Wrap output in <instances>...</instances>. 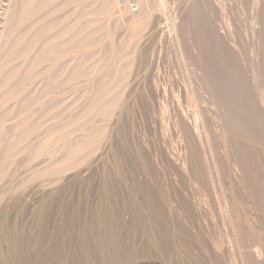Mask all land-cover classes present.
I'll return each mask as SVG.
<instances>
[{
  "label": "rangeland",
  "instance_id": "374dc122",
  "mask_svg": "<svg viewBox=\"0 0 264 264\" xmlns=\"http://www.w3.org/2000/svg\"><path fill=\"white\" fill-rule=\"evenodd\" d=\"M24 1L25 0L22 2ZM91 1L92 3L88 4L92 5L90 7L87 5L85 8L86 11L81 10L84 12V16H78L82 13L80 11L81 0H59L55 4L57 8L52 5H44L42 8H40L41 6L36 8L32 5L30 8L26 4L27 0L25 1L26 3L20 1L23 5L19 2L21 6L18 4L16 10L19 17L22 13L21 11L25 13L21 15L23 20L19 19L18 16L12 17L11 21H13V24L16 22L19 23V20L20 24H16V26L13 25V31L8 29L5 34L7 35V33L10 32V34L7 35L10 37H4V48L7 50V52H5L7 55L4 54L3 56V59L9 61L6 62L4 60L5 62H2L5 64L2 65L1 63L2 66L0 65V96L2 97H0V264H163V260H165L164 264H213L214 262V264H245V260L247 261L246 264H264V246H262L264 245V226L261 228V224L263 225L264 222V218L262 219L261 216H264V213L259 214V211H264V192H262V189L264 191V120L258 117L260 116L259 109L255 103V101L262 99L259 102L263 105L262 111L264 110V88H262L264 87V0H236V3L235 1L233 2V0H230V2H228V0H209L210 2L207 0H169V3L163 0L166 1L163 2V4L157 3L158 0H147L148 4H146L144 0H141L144 8H146V5L149 7V14L152 16H146L147 14H145L141 20L135 21V23L132 21L129 22L122 17L117 7H115L116 5H114L117 4L116 1L110 0V3L107 0H95L94 2L90 0V2ZM131 1L132 7L137 6V0ZM154 1L156 4H159V6L156 5ZM97 2H99V5ZM174 2L173 8V6L169 4ZM164 3H167L166 8L164 7ZM201 3H205L204 5L202 4V8L206 9L202 14L200 12L202 10ZM211 3L214 4L212 5ZM220 3L222 4L218 5ZM46 4L49 3L46 2ZM215 4L218 6H214ZM155 5L157 7L154 8L156 11L153 9ZM175 5H178L180 8H176L177 6L175 7ZM22 6L23 8H21ZM76 6H78L77 10L79 9L76 12V14H78L77 18L79 19L76 18L72 24H68L69 21L64 15H66L68 10H75ZM93 6H95V8ZM208 6H210L211 9L208 8ZM212 6L217 9H213ZM219 6L223 9L228 7V10H231L229 8L233 7L232 9L234 10L230 12L226 9L224 12ZM6 7L7 6L2 7V10L0 9V13L2 14H0V18L2 16V18H4ZM91 7L93 8L91 9ZM97 8L102 10L100 11L102 14H99L100 12ZM95 9L97 10L96 12H99L98 14L94 12ZM219 9H222V11H216ZM162 10L164 12L170 11L168 18L166 15L167 13L164 14L161 12ZM207 10L212 11V13ZM30 11H32L30 16L33 12L38 11L40 15L44 17L43 21L40 23L42 26L38 24L36 28H33L32 30H35L31 32V35L29 32L27 33L26 30L28 29V19H30L27 13H30ZM79 11L81 13H79ZM177 12L178 14L176 16ZM216 12L218 14H216ZM214 13L216 15H213ZM171 14L174 15L173 18H170ZM181 14L183 15L179 16V18L178 15ZM227 14L228 17H225ZM187 15H189V18ZM246 15H248L249 18H247ZM60 16L62 18L59 20L58 17ZM175 16L176 22H172ZM94 17H97V19H93ZM155 17H160L161 22H157ZM222 17L226 20H223ZM99 18L100 20H98ZM46 19H48L47 22H45ZM179 19L184 22L179 21ZM220 19H222V21ZM93 20L97 21L93 23ZM203 20H206V22ZM102 21H106L103 24L105 25L107 23V26L102 24L104 27L100 26L103 28L99 30V27L96 26L100 25ZM115 21L118 22L115 23ZM144 21V25H147L150 21L148 26H143ZM166 21L169 22V24H167ZM109 22L114 25L112 26ZM185 22L189 25L184 24ZM221 22H223L224 25L221 24ZM246 22L248 25L245 24ZM155 23L158 24V26ZM64 24L68 29L64 28ZM69 25H71V27H69ZM79 25H81V27L83 26L84 30L83 28L81 29ZM108 25L109 28H107ZM160 25L164 28L162 32L161 30H157L159 29L157 27H160ZM215 25L217 26L215 27ZM222 25L223 27H221ZM233 25L237 26L233 27ZM22 26H24V28H22ZM151 26H153V28ZM186 26L190 28L188 29ZM248 26L253 27L250 29ZM0 27H2V23ZM78 27L80 29H78ZM114 27H120L121 30H119V28L114 30ZM131 27L135 30H130ZM169 27L173 32L169 30ZM175 27L178 29L180 28L179 31ZM15 28L16 30H14ZM65 29L68 31H65ZM76 29H78V31ZM95 29L99 31L96 30L94 33L95 35H92ZM224 29L225 31L223 32ZM252 29H254V31H251ZM24 30H26V33ZM54 30L59 34L60 32L63 33L60 34L61 36L55 35L52 39L49 33L52 34ZM105 30L109 32L107 33L109 35H105ZM102 31L103 36L101 37L100 34L102 35ZM34 32H36L37 35L34 34ZM155 32L158 36H156L157 34ZM22 33L25 34L22 35ZM242 33L245 34V37L248 36L249 39H246ZM248 33H250V36L246 35ZM253 33L255 34L253 35ZM176 34H178V36H176ZM96 35L98 38L95 37ZM181 35L183 38L179 37ZM187 35L190 36L188 37ZM31 36L33 38H31ZM114 36L117 38L115 39ZM120 36L122 37L119 39ZM130 36H132V38H130ZM91 37L93 44H91L90 40L88 41ZM124 37L126 38L124 39ZM178 37L179 39H176ZM255 37H258L257 39L260 42H258ZM82 38L84 39L80 42ZM111 38L113 39L111 40ZM122 38L126 43L123 44L124 41L122 42ZM138 38L140 39L138 40ZM159 39H162L164 42L161 40L158 42ZM6 40H8V42ZM219 40L220 42H218ZM245 40L247 41L246 43ZM63 41H65V43L62 47ZM225 41L226 43L228 42L227 45L229 46L226 45ZM88 42H90L91 45H88ZM186 42L188 45H185ZM251 42H255L256 44L252 43L254 45H250ZM104 43L106 44L104 46L106 48L103 47ZM222 43L223 46L221 45ZM26 44H28L29 47ZM81 45H83V47ZM30 46H32V48ZM48 46H50V48H48ZM57 47L60 50H58ZM66 47L67 49L70 47V49L64 51ZM115 48H117V50H115ZM177 48L178 50H175ZM48 49L52 50V52L50 53L47 51ZM174 50L177 52L174 53ZM58 51L60 54H58ZM9 53L12 55H8ZM252 53H254L255 56ZM247 54L248 56H246ZM30 55L32 56L30 57ZM37 56L41 58L40 61ZM185 58L187 59L184 60ZM33 59H37L39 63L37 60L36 63ZM32 62H35V64ZM27 63L28 65L30 64L29 67H26L28 66L26 65ZM178 63H181L183 67H181V65L178 67ZM185 64H188L186 65L188 68ZM259 65L263 69H260ZM257 68L261 71H258ZM189 69L192 70L189 71ZM193 69L195 71H193ZM179 70H181L182 73ZM36 71L37 73H35ZM257 71L262 75L256 73ZM21 73H23V77L19 76ZM256 74L260 76V79L263 81H259L258 79V82L256 80ZM193 75L196 77L192 78ZM164 76L165 78H163ZM254 77H256V79H254ZM14 78H23V80L19 79L20 81L18 80L17 84V80L15 81ZM38 80H40V83ZM49 80L52 83L54 82V85L51 83L54 87L50 86ZM180 80L182 81L180 82ZM58 81L59 83H57ZM182 82L185 83L183 84ZM187 82L191 83L187 84ZM179 83L181 84L179 85L180 90L178 87ZM195 83H197V85L199 83V86H196ZM35 84L39 87L40 92L33 94L34 89H32V86L35 87ZM156 84L159 87H157ZM175 84H177V86ZM191 84L193 86H191ZM252 84L253 86H251ZM255 84L260 88L258 89ZM202 85L203 87H201ZM243 85L248 87H246L247 90L241 89ZM50 87L54 92L50 91ZM191 87L196 89V94L195 91L191 93ZM196 87H200L201 89ZM250 87L253 89L256 88V90L250 89ZM53 88L55 89L53 90ZM157 90L160 93H158ZM243 90L244 92H242ZM25 93H27V95ZM38 93L41 96L36 100L35 98L39 96ZM259 93L263 95V98ZM36 94H38V96ZM243 94L245 95L243 96ZM189 95L191 96V103H194V105L191 104L190 106ZM247 95L248 97L250 96V98L246 97ZM25 96H27L29 101ZM258 96L261 98H257ZM31 97H33L32 100ZM176 98H178V100ZM192 98L196 99L192 100ZM197 99L201 103L199 101L197 103ZM246 99L250 104L246 103ZM12 101H14L13 104ZM158 101L162 104L158 103ZM163 102L167 104L164 103L165 106H163ZM171 102L175 103L172 104ZM158 104L161 105L159 106ZM168 104H170V106ZM49 105H51V107ZM175 105L179 108H177V106L175 107ZM155 107H157V109ZM167 107L170 108H168L170 111L167 110ZM172 107L176 109L174 110ZM200 107L203 109L201 111H204L203 114L205 115H202V112L199 113L198 110L201 109ZM171 108L174 111H172ZM193 108L196 109L192 110V113L191 109ZM181 109H183L184 113H182ZM152 110L155 111V113H153ZM175 111L176 113H173ZM160 113L162 114L160 115ZM170 113H172L171 116L175 114L173 115L175 118L172 116L174 119H172ZM177 113L179 115H177ZM183 114H185V118L188 117V121H186L184 116L182 117ZM262 114L264 115V112H262ZM200 115H202L203 118ZM194 116L195 118H193ZM208 116L213 118L211 119ZM168 117L171 121H169ZM183 118L185 121H182L184 120ZM161 120H163V122ZM156 121H158V128H156L157 125L154 123ZM206 121H208V123ZM215 121L216 124L213 123ZM237 121H239V123ZM187 122L191 124L194 123V125H192L194 128L192 127L193 130H191L193 132L190 131L191 133L185 126ZM164 126L165 128L168 127L167 129L169 130L167 131ZM195 127H197L196 131ZM254 127H256L257 130ZM155 128L158 131H155ZM112 129L113 132L111 133ZM213 129H215L214 132L212 131ZM12 130L15 131L13 132ZM208 130L211 131V134ZM173 131H177V134ZM187 131L190 134H188ZM161 132H164V136ZM194 132L199 136L205 133V137L200 136L198 138L199 140L195 139L196 141H193L194 139L192 137L194 135L196 136V133L192 134ZM182 133H184V135ZM233 133L234 136L232 135ZM178 134L182 135L179 136ZM107 135L110 137L108 138ZM186 135L190 136V138ZM181 136L185 140L186 138L189 139V141L186 140L188 143L186 141L184 142ZM209 137L212 138L210 139ZM204 139H206V141ZM248 140L254 143H252L253 146H251V143L247 142ZM200 141L205 144L200 143ZM244 141H246V143ZM195 142H199L197 143L198 145L195 144ZM207 142L210 143L208 144L210 147L206 146ZM211 142L213 146H211ZM225 142L226 144H224ZM201 144L205 146V150H203L204 153L201 151L204 149V147H201ZM168 145H171V147ZM254 146H258L259 150L257 147V149H255ZM227 147L229 149H227ZM246 147L247 149H245ZM163 148H165V150ZM122 149L124 150V154ZM197 149L198 152L196 151ZM224 149L228 152H223ZM165 151L167 155L163 154ZM175 151H177V154H175ZM247 151H249V154ZM254 151H256V153ZM206 155H208V157ZM189 158H191L192 161ZM204 158L205 162L203 160ZM165 159L168 160L165 161ZM200 159H202L203 162L200 161ZM181 166L188 168L183 170L184 168L181 169ZM257 168L259 172L262 170L260 173V175H262L260 176L262 180L257 177L256 181L255 176L259 175ZM243 170V174L239 173ZM254 172L255 174H253ZM203 173L206 174L204 175L206 178L202 176ZM177 174H179V176ZM187 176L196 179L197 182L203 185L205 191L199 183L198 185L201 186V189L197 183L194 182L196 180L189 179ZM172 177L173 179H170ZM198 177L200 178L199 181ZM220 178L223 179L221 180ZM203 179L204 182H201ZM213 179L216 181H212ZM144 180L148 183L146 182V184ZM174 180L177 181L175 182ZM259 181H262V183L259 184ZM184 184L186 185L185 188ZM250 184L253 185L251 186ZM255 184H257V186ZM217 185H220V188H217ZM187 186H189V190ZM211 187L212 189H210ZM191 188L198 192L192 191ZM197 188H199V190ZM183 189H185L187 193L184 192L185 190ZM200 190L205 192L204 195ZM213 191H215V193ZM211 193L214 196H212ZM186 194L190 196L188 199L190 198L194 201L190 200L191 202L189 203ZM194 194H196V196L198 195L197 199L202 198L198 199L199 203L196 201L197 199L191 198L193 197L191 195ZM207 194L209 195L207 196ZM243 194H247V196ZM178 196L181 198L179 199ZM216 196H218V198ZM239 196L241 197L239 198ZM203 197H205V200H203ZM208 197L212 200L208 201ZM212 197L219 199V201H214ZM219 197H222V199ZM237 198H239V200ZM243 198L246 200L244 201ZM185 202L188 204H185ZM209 202L212 204L210 205ZM217 202L221 204L218 205ZM191 203L193 205H191ZM206 203H209L208 205L211 209ZM213 203L215 205H213ZM237 205L239 206L237 207ZM258 205L262 209H260ZM254 206L256 209L253 208ZM190 208H195L197 211L195 209L191 210ZM245 208L249 210L246 211ZM205 210L207 214H209V212L212 213L214 218L211 217V219L213 220L206 219L210 218L211 215L206 217L207 215L203 213ZM193 211L195 212L193 213ZM188 213L190 215H188ZM228 213L230 217H228ZM258 215L262 221L257 218ZM217 217L222 218L216 219ZM204 219L206 221L209 220L210 223L207 221L209 223L207 225ZM203 220L206 223H203ZM179 221H181L182 225L184 222V226H182ZM176 222L178 226L180 225V228H177L178 226L175 225ZM189 222L192 226L188 224ZM213 222L218 223L213 224ZM232 222L234 224H232ZM201 224L204 225L200 226ZM230 224L233 225L234 228ZM194 226H196V229H194L195 232L191 230ZM204 226L205 228H203ZM184 227L188 230L184 229ZM227 227L229 228L227 229ZM161 230L162 233H160ZM178 232H180L182 236ZM251 232L253 234H251ZM216 233L219 235L217 236ZM203 234L205 236H203ZM210 234L212 235L209 237L211 241L206 237ZM247 236L250 239L252 238V242H250L249 238H246ZM164 240L166 241L164 242ZM167 241L170 243L168 244ZM181 241L185 243H181ZM225 241H228L229 245ZM244 242L247 243L245 244ZM154 243L156 244L155 246ZM249 243L252 245H249ZM178 244H181L180 248ZM186 245L188 248H186ZM245 245L249 246L246 248ZM235 247H240L239 249L241 251L235 249ZM222 248L223 250L225 249V252ZM167 249H171V251H167ZM176 250H178V252H176ZM220 250H222V252H217ZM245 250H247V252L250 251L249 254H247ZM163 254H165V256ZM223 254L226 255L222 256ZM230 257H232V259L229 260L228 258ZM202 259L205 260L203 261ZM237 260L241 262L238 261L237 263ZM181 261H184V263Z\"/></svg>",
  "mask_w": 264,
  "mask_h": 264
},
{
  "label": "bare ground",
  "instance_id": "6f19581e",
  "mask_svg": "<svg viewBox=\"0 0 264 264\" xmlns=\"http://www.w3.org/2000/svg\"><path fill=\"white\" fill-rule=\"evenodd\" d=\"M20 1L22 2L23 0H0V9H1L2 7L7 6V7H6V12H5V14H4V15H5L4 18H2L3 16L1 17L2 19L0 18V19H1L0 24L2 23V27H0V65H1V63H2V65L5 64V63H4L5 61H6V62L9 61V60H7V59H6V60L3 59L4 54H6L5 52H7V50H5V48H4V45H5V43H4V37L7 36L8 34H10V32L7 33V35H5V34H6V32H7L8 29H11V30L13 31V29H12V26H13V25L16 26V24H17V25L20 24V20H19V23L16 22V23L13 24V21H11V18H12V17H15V16H18L19 19L23 20V17H22L21 15L25 14L23 11H21L22 13H21L20 17H22V18H20L19 15H17L16 6H18V4L20 5V3H21ZM25 1H26V0H25ZM25 1H24V2H25ZM58 1H59V0H27V3H26V2H25V3H26L29 7L32 6V5H34L36 8H37V7H40V6H41L40 8H42L44 5H52V6H55V4H56ZM69 1H70V0H69ZM73 1H74V0H73ZM94 1H95V0H93V2H94ZM107 1H109V3H110V0H107ZM114 1H116V3H117V4H114V5H116L115 7H117V10L119 11V13L122 15V17H123L124 19H126V20L129 21V22L132 21V22L135 23V21L141 20V18H143L145 14H147L146 16L150 15V14H149V13H150V12H149V7H147V5H146V8H144V6H143L141 0H137V1H136V2H137V6H133V7H132V5H131V4H132V3H131V2H132L131 0H114ZM144 1H145L146 4H148L147 0H144ZM158 1H159V2H158ZM158 1H157V3H160V4H161V3L163 4V2H166V1H168L167 3H169V0H166V1L158 0ZM172 1H173V0H172ZM172 1H171V2H172ZM175 1H178V0H175ZM180 1H182V0H180ZM201 1H203V0H201ZM207 1H209V0H207ZM215 1H217V0H215ZM231 1H232V0H231ZM234 1H235V3H236V0H233V2H234ZM5 2H6V4H5ZM19 2H20V3H19ZM24 2H22V3H24ZM46 2H48L49 4H46ZM60 2H62V1H60ZM81 2H82V3H81V5H80V8H81L80 11H81V10L86 11V10H85L86 6L89 5V7H90V6L92 5V4H91V5L88 4V3H92V1L90 2V0H81ZM105 2H106V1H105ZM105 2H104V3H105ZM154 2H155V1H154ZM154 2H153V3H154ZM191 2H192V1H191ZM209 2H210V1H209ZM228 2H230V0H228ZM22 3H21V4H22ZM98 3H99V2H97V4H98ZM167 3H164V5H165L164 7H165V8H166ZM195 3H196V2H195ZM217 3H218V2H217ZM60 4H61V3H60ZM62 4H63V3H62ZM93 4H94V3H93ZM155 4H156V2H155ZM174 4H175V2L172 3V4H169V5H170V6H171V5L173 6ZM176 4H177V2H176ZM202 4L204 5L205 3H201V5H202ZM211 4H212V3H211ZM213 4H214V3H213ZM213 4H212V5H213ZM221 4H222V3H220V4H218V5H221ZM225 4H226V3H225ZM228 4H230V3H228ZM228 4H227V6H228ZM22 5H23V4H22ZM98 5H99V4H98ZM105 5H106V4H105ZM108 5H109V4H108ZM153 5H154V4H153ZM153 5H152V6H153ZM156 5L159 6V4H156ZM156 5H155V7H153V9H154V8H157ZM182 5H183V4H182ZM203 5L201 6V8L203 7ZM208 5H210V4H208ZM218 5L215 4L214 6L217 7ZM20 6H21V5H20ZM20 6H19V7H20ZM59 6H60V5H59ZM59 6H58V7H59ZM74 6H75V5H74ZM101 6H103V5H101ZM101 6H100V7H101ZM112 6H113V5H112ZM162 6H163V5H162ZM176 6H177V7H176ZM179 6H180V5H179ZM210 6H211V5H210ZM210 6H208V8H210ZM223 6H225V5H223ZM227 6H226V7H227ZM24 7H25V6H24ZM63 7H64V6H63ZM93 7L95 8V6H93ZM93 7H91V9H92ZM96 7H99V6H96ZM109 7H110V6H109ZM160 7H161V6H160ZM164 7H163V8H164ZM175 7H176V8H180V7H178V5H175ZM185 7H186V6H185ZM206 7H207V6H206ZM212 7H213V6H212ZM216 7H213V9H214V8L217 9ZM219 7H221V6H219ZM219 7H218V8H219ZM226 7H225V8H226ZM228 7H229V6H228ZM228 7L226 8L227 11L232 12L231 10H234V9H232V8H233L232 6H231L232 8H229V9H231V10H228ZM236 7H237V6H236ZM248 7H249V6H248ZM21 8H23V6H22ZM30 8H31V7H30ZM30 8H29V10H30ZM55 8H57V6H55ZM73 8H74V7H73ZM77 8H78V6L75 7V10H73V9L68 10L67 13H66V15H64V16H66V19L69 21L68 24H72V22L77 18V15H78V14H76V12L79 10V9L77 10ZM103 8H104V7H103ZM103 8H102V9H103ZM169 8H170V7H169ZM173 8H174V6H173ZM173 8H172V9H173ZM187 8H188V7H187ZM195 8H196V7H195ZM221 8H222V7H221ZM243 8H244V7H243ZM27 9H28V8H27ZM33 9H34V8H33ZM108 9H109V8H108ZM159 9H160V8H159ZM159 9H158V10H159ZM170 9H171V8H170ZM197 9H198V8H197ZM210 9H211V8H210ZM210 9H208V10H210ZM213 9H212V10H213ZM222 9H223V8H222ZM222 9H219V10H216V11H222ZM226 9H223V11L226 10ZM1 10H2V9H1ZM4 10H5V9H4ZM18 10H19V9H18ZM55 10H56V9H55ZM57 10H58V9H57ZM59 10H60V9H59ZM97 10H99V12L102 11V10H100V8H99V9L97 8ZM97 10L95 9L94 12H96ZM103 10H104V9H103ZM164 10H165V9H164ZM173 10H176V9H173ZM185 10H186V8H185ZM199 10H201V9H199ZM204 10H206V9H205V8H202V10L200 11L201 14H202V12H203ZM208 10H207V11H208ZM80 11H79V13L82 12V11H81V12H80ZM154 11H156V10L154 9ZM159 11H160V10H159ZM177 11H178V9H177ZM190 11H191V10H190ZM190 11H189V12H190ZM192 11H193V10H192ZM244 11H245V10H244ZM19 12H20V10H19ZM19 12H18V13H19ZM31 12H32V11H30V13H27V14H28L27 16H30ZM37 12H38V11L33 12L32 15L30 16V19H28V20H29V21H28V24H29V25L27 24L28 29H26V30H27V33H28V32L30 33V35H31V32L35 30V29H34V30H32V29H33V28H36V26H37L38 24H40V23L43 21V19H44V17H43L42 15H40L39 12H38V13H37ZM46 12H47V11H46ZM46 12H45V13H46ZM63 12H64V11H63ZM99 12H96V13L98 14ZM161 12H163L164 14L167 13L166 15H167V18H168V14H169L170 11H169V12H168V11H167V12H166V11L164 12V11L162 10ZM175 12H176V11H175ZM185 12H186V11H185ZM208 12L212 13V11H208ZM224 12H225V11H224ZM158 13H160V12H158ZM171 13H174V12H171ZM190 13H192V12H190ZM190 13H188V14H190ZM203 13H204V12H203ZM233 13H236V12H233ZM0 14H1V13H0ZM43 14H44V13H43ZM64 14H65V13H64ZM99 14H102V13L100 12ZM160 14H161V13H160ZM160 14H159V16H160ZM174 14H175V13H174ZM177 14H178V12L176 13V16H177ZM179 14H180V13H179ZM193 14H194V13H193ZM205 14H206V13H205ZM216 14H218V13L216 12ZM216 14L214 13L213 15H216ZM221 14H223V13H221ZM221 14H220V15H221ZM224 14H226V13H224ZM231 14H232V13H231ZM242 14H243V12H242ZM1 15H2V14H1ZM44 15H47V14H44ZM61 15H62V14H61ZM104 15H105V14H104ZM156 15H157V14H156ZM182 15H183V14L178 15V17H179V16H182ZM206 15H207V14H206ZM229 15H230V14H229ZM25 16H26V15H25ZM57 16H58V15H57ZM78 16H84V12H82V13L79 14ZM85 16H86V12H85ZM146 16H145V17H146ZM150 16H152V15H150ZM150 16H149V18H150ZM176 16H175V18L173 19L174 21H172V22H176V21H175ZM193 16H194V15H193ZM207 16H208V15H207ZM246 16H247V18H249L248 15H246ZM173 17H174V15L171 14V17H170V18H173ZM185 17H186V15H185ZM187 17L189 18V15H187ZM190 17H191V16H190ZM209 17H210V16H209ZM215 17H216V16H215ZM223 17H224V16H223ZM223 17H222V19H223ZM225 17H228V14H227V16H225ZM232 17H233V16H232ZM232 17H231V19H232ZM244 17H245V16H244ZM55 18H57V17H55ZM60 18H62V17H61V16L58 17L59 20H60ZM95 18L97 19V17H94L93 19H95ZM100 18H101V17H100ZM100 18H99L98 20H100ZM114 18H115V17H114ZM146 18H148V17H146ZM153 18H154V16H153ZM179 18H180V17H179ZM193 18H194V17H193ZM233 18H234V17H233ZM235 18H236V17H235ZM24 19H25V17H24ZM77 19H79V18H77ZM102 19H103V18H102ZM117 19H118V18H117ZM201 19H202V18H201ZM217 19H218V17H217ZM222 19H220V20L222 21ZM47 20H48V19H46L45 22H47ZM56 20H57V19H56ZM155 20H156L157 22H158V21L161 22V18H160V17H155ZM163 20H164V19H163ZM163 20H162V21H163ZM223 20H226V19H223ZM248 20H249V19H248ZM248 20H247V21H248ZM68 21H67V22H68ZM93 21H94L93 23H95V21H97V20H93ZM109 21H110V20H109ZM127 21H126V22H127ZM152 21H154V20H152ZM168 21H169V20H168ZM179 21H181V20L179 19ZM186 21H187V20H186ZM194 21H195V19H194ZM203 21L206 22V20H203ZM216 21H217V20H216ZM230 21H231V20H230ZM233 21H235V20H233ZM236 21H237V20H236ZM48 22H49V21H48ZM64 22H65V21H64ZM67 22H66V23H67ZM104 22H106V21H104ZM104 22L102 21V23H101L100 25H97L96 27H99V30L102 29V28L107 24V23H106V24L104 25V24H103ZM107 22H108V18H107ZM116 22H118V21H115V23H116ZM126 22H125V23H126ZM149 22H150V21H149ZM149 22L147 23V25H144V23H145V21H144V22H143V26H148ZM166 22H167V21H166ZM181 22H184V21L182 20ZM212 22H213V21H212ZM223 22H224V21H223ZM223 22H221V24L224 25ZM225 22H226V21H225ZM249 22H250V21H249ZM66 23H65V24H66ZM109 23H110V22H109ZM125 23H124V25H125ZM202 23H204V22H202ZM208 23H209V22H208ZM216 23H217V22H216ZM234 23H235V22H234ZM240 23H243V22H240ZM44 24H46V23H44ZM65 24H64V28L67 27ZM102 24H103L104 26H103ZM110 24H112V26L114 25L113 23H110ZM155 24H156V23H155ZM167 24H169V22H167ZM172 24H176V23H172ZM184 24H187V22H185ZM231 24H232V22H231ZM245 24L248 25L247 22H246ZM40 25H41V24H40ZM81 25H82V24H81ZM81 25H79V27H81ZM120 25L122 26L123 24H120ZM124 25H123V26H124ZM127 25H128V24H127ZM153 25H154V24H153ZM156 25L158 26V24H156ZM156 25H155V26H156ZM162 25H163V24H162ZM162 25H160V27H157V28H159V29H157V30H161V32H162L163 29H164L163 27H161ZM187 25H189V24H187ZM206 25H207V24H206ZM208 25H209V24H208ZM213 25H214V23H213ZM223 25H222L221 27H223ZM227 25H228V24H227ZM227 25H226V26H227ZM238 25H240V24H238ZM243 25H244V24H243ZM250 25H251V24H250ZM15 26H14V27H15ZM41 26H42V25H41ZM62 26H63V25H62ZM100 26H103V27H100ZM106 26H107V25H106ZM112 26H111V27H112ZM118 26H119V25H118ZM155 26H154V27H155ZM191 26H192V25H191ZM216 26H217V25H215V27H216ZM236 26H237V25H235V26L233 25V27H236ZM69 27H71V25H69ZM79 27H78V29H80ZM96 27H94V28H96ZM111 27H110V30H111ZM126 27H127V26H126ZM151 27L153 28V26H151ZM173 27H174V26H173ZM173 27H171V28H173ZM186 27L188 28V26H186ZM213 27H214V26H213ZM240 27H241V26H240ZM245 27H246V26H245ZM248 27L251 29V27H253V26H251V27L248 26ZM248 27H247V28H248ZM22 28H24V26H22ZM47 28H48V27H47ZM82 28H83V26L81 27V29H82ZM105 28H106V27H105ZM107 28H109V25H108ZM112 28H113V27H112ZM116 28H119V30H121L120 27H116ZM116 28L114 27V30H115ZM175 28H177V27H175ZM175 28H174V30H175ZM189 28H190V27H189ZM189 28H188V29H189ZM203 28H204V27H203ZM207 28H208V26H207ZM219 28H220V27H219ZM227 28H228V27H227ZM242 28H243V27H242ZM249 28H248V29H249ZM59 29H60V28H59ZM66 29H68V28H66ZM66 29H65V31H68V30H66ZM78 29H76V30L78 31ZM123 29H124V28H123ZM132 29H134V28L131 27L130 30H132ZM177 29H178V28H177ZM179 29H180V28H179ZM179 29H178V31H179ZM212 29H213V28H212ZM225 29H226V27H225ZM225 29L223 30V32L225 31ZM14 30H16V28H15ZM19 30H20V29H19ZM19 30H18V31H19ZM26 30H24V32H25ZM36 30H37V29H36ZM60 30H61V29H60ZM83 30H84V28H83ZM93 30H94V29H93ZM96 30H98V29H95V31L92 32V35H95L94 33L96 32ZM99 30H98V31H99ZM117 30H118V29H117ZM134 30H135V29H134ZM140 30H141V29H140ZM157 30H156V31H157ZM169 30L173 32V30H171L170 27H169ZM231 30H232V29H231ZM231 30H230V33H231ZM233 30H234V29H233ZM241 30H242V29H241ZM241 30H240V32H241ZM245 30H247V29H245ZM41 31H42V30H41ZM55 31H56V30L52 31V34L49 33L50 38L53 39V38L55 37V35H60V34L63 33V32H60V34H59V33L55 32ZM77 31H76V33H77ZM81 31H82V30H81ZM81 31H80V32H81ZM91 31H92V30H91ZM128 31H129V30H128ZM175 31H176V30H175ZM206 31H207V30H206ZM226 31H227V30H226ZM235 31H236V30H235ZM251 31H254V29H252ZM20 32H21V31H20ZM48 32H49V31H48ZM58 32H59V30H58ZM105 32H106V34H105ZM105 32H104L105 35H109V34H107V33H109V32H107V30H105ZM150 32H151V31H150ZM180 32H181V31H180ZM180 32H179V35H180ZM188 32H189V30H188ZM240 32H239V33H240ZM243 32H244V31H243ZM248 32H249V31H248ZM25 33H26V32H25ZM25 33H22V35L25 34ZM37 33H38V32H37ZM88 33H89V32H88ZM115 33H116V32H115ZM115 33H114V34H115ZM124 33H125V32H124ZM139 33H140V32H139ZM147 33H148V32H147ZM152 33H154V32H152ZM155 33H156V32H155ZM163 33H164V32H163ZM165 33H166V32H165ZM170 33H171V32H170ZM181 33H182V32H181ZM189 33H190V32H189ZM239 33H238V34H239ZM244 33H245V32H244ZM244 33H242V35L245 37V34H244ZM246 33H247V31H246ZM34 34H36V32H34ZM77 34H78V33H77ZM90 34H91V33H90ZM156 34H157V33H156ZM171 34H172V33H171ZM232 34H233V32H232ZM249 34H250V33H248V34H246V35H249ZM254 34H255V33H253V35H254ZM36 35H37V34H36ZM73 35H74V34H73ZM75 35H76V34H75ZM115 35H116V34H115ZM129 35H131V34H129ZM146 35H147V34H146ZM223 35H224V34H223ZM242 35H241V37H242ZM253 35H252V36H253ZM256 35H257V34H256ZM14 36H15V35H14ZM42 36H43V35H42ZM60 36H61V35H60ZM90 36H91V35H90ZM100 36H101V37L103 36V31H102V35L100 34ZM116 36H117V35H116ZM126 36H127V35H126ZM150 36H151V35H150ZM156 36H158V34H157ZM174 36H175V35H174ZM176 36H178V34H176ZM187 36H188V35H187ZM189 36H190V35H189ZM189 36H188V37H189ZM249 36H250V35H249ZM257 36H258V35H257ZM8 37H10V36H7V38H8ZM43 37H44V36H43ZM58 37H59V36H58ZM92 37H93V36H92ZM92 37H91V39H88V41L90 40L91 44H93V42H92V41H93V40H92ZM95 37L98 38L97 35H96ZM110 37H111V36H110ZM114 37H115V36H114ZM121 37H122V36H120L119 39H120ZM142 37H143V36H142ZM147 37H148V36H147ZM147 37H146V39H147ZM151 37H152V36H151ZM153 37H154V34H153ZM159 37H160V36H159ZM159 37H158V38H159ZM163 37H164V36H163ZM179 37H182V35L179 36ZM179 37L176 38V39H179ZM232 37H233V36H232ZM244 37H243V38H244ZM253 37H254V36H253ZM258 37H259V36H258ZM258 37H255V38L257 39ZM31 38H33V37L31 36ZM38 38H39V36H38ZM116 38H117V37H115V39H116ZM125 38H126V37H124V39H125ZM127 38H128V37H127ZM130 38H132V36H130ZM160 38H161V37H160ZM165 38H166V36H165ZM165 38H163V39H165ZM167 38H168V36H167ZM182 38H183V37H182ZM223 38H224V37H223ZM235 38H236V37H235ZM245 38H246V39H247V38L249 39L248 36L245 37ZM29 39H30V38H29ZM29 39H28V40H29ZM83 39H84V38H82V40H80V42L83 41ZM93 39H94V38H93ZM103 39H104V37H103ZM109 39H110V38H109ZM112 39H113V38H111V40H112ZM139 39H140V38H138V40H139ZM153 39H154V38H153ZM169 39H170V38H169ZM228 39H229V38H228ZM11 40H12V39H11ZM11 40H10V41H11ZM22 40H23V39H22ZM67 40H68V39H67ZM95 40H96V39H95ZM99 40H100V39H99ZM160 40L163 41L162 39H159L158 42H159ZM229 40H230V39H229ZM253 40H254V38H253ZM6 41L8 42V40H6ZM13 41H14V40H13ZM30 41H32V40H30ZM34 41H35V40H34ZM52 41H53V40H52ZM71 41H72V40H71ZM97 41H98V39H97ZM107 41H108V40H107ZM107 41H106V44L108 45ZM123 41H124V40H123V38H122V42H123ZM170 41H171V40H170ZM185 41H186V39H185ZM230 41H231V40H230ZM242 41H244V40H242ZM257 41H258V39H257ZM44 42H45V41H44ZM50 42H51V41H50ZM67 42H68V41H67ZM80 42H79V43H80ZM90 42H88L87 44H88V45H91ZM113 42H114V41H113ZM118 42H119V41H118ZM122 42H121V43H122ZM163 42H164V41H163ZM163 42H162V43H163ZM165 42H166V41H165ZM176 42H177V41H176ZM218 42H220V40H219ZM231 42H232V41H231ZM246 42H247V41L245 40V43H246ZM248 42H249V41H248ZM258 42H260V41H258ZM258 42H257V43H258ZM27 43H28V41H27ZM64 43H65V41H63V43H62V47H63V44H64ZM84 43H86V42H84ZM121 43H120V44H121ZM124 43H126V42L124 41L123 44H124ZM166 43H168V42H166ZM181 43H183V42H181ZM225 43H226V41H225ZM227 43H228V42H227ZM227 43H226V45H227ZM242 43H243V42H242ZM252 43H255V42H251L250 45H254V44H252ZM9 44H10V43H9ZM11 44H12V43H11ZM30 44H32V43L30 42ZM58 44H60V43H58ZM72 44H73V43H72ZM75 44H76V43H75ZM106 44L104 43V44H103V47H104ZM117 44H119V43H117ZM127 44H128V43H127ZM230 44H231V43H230ZM255 44H256V43H255ZM26 45L28 46V44H26ZM142 45H144V44H142ZM185 45H188V43L186 42ZM221 45L223 46V43H222ZM243 45H244V43H243ZM12 46H14V45H12ZM32 46H33V44H32ZM32 46H30V47L32 48ZM51 46H52V45H51ZM58 46H59V45H58ZM77 46H78V45H77ZM81 46L83 47V45H81ZM85 46H86V45H85ZM115 46H116V45H115ZM118 46H119V45H118ZM121 46H122V44H121ZM157 46H158V43H157ZM171 46H172V45H171ZM227 46H229V45H227ZM244 46H245V45H244ZM255 46H256V45H255ZM6 47H7V46H6ZM25 47H26V46H25ZM28 47H29V46H28ZM52 47H53V46H52ZM70 47H71V46H70ZM70 47H69L68 49H67V47H66V50L64 49V51L69 50ZM72 47H73V46H72ZM108 47H109V46H108ZM123 47H125V46H123ZM40 48H41V47H40ZM43 48H44V47H43ZM48 48H50V46H48ZM73 48H74V47H73ZM73 48H71V49H73ZM104 48H106V47H104ZM104 48H103V51H104ZM125 48H126V47H125ZM129 48H130V46H129ZM132 48H133V47H132ZM155 48H156V47H155ZM174 48H176V47H174ZM187 48H188V47H187ZM227 48H229V47H227ZM244 48H245V47H244ZM26 49H27V47H26ZM51 49H52V48H51ZM57 49L60 50L58 47H57ZM98 49H99V48H98ZM122 49H123V48H122ZM153 49H154V47H153ZM245 49H246V48H245ZM41 50H42V49H41ZM52 50H53V49H52ZM52 50H49V49H48L47 51H49V52L51 53ZM115 50H117V48H115ZM175 50H178V48L175 49ZM175 50H174V53L177 52V51L175 52ZM246 50H247V49H246ZM23 51H24V50H23ZM27 51H29V50H27ZM95 51H97V50H95ZM98 51H99V50H98ZM106 51H107V50H106ZM106 51H105V52H106ZM155 51H156V49H155ZM190 51H191V50H190ZM227 51H228V50H227ZM244 51H245V50H244ZM247 51H248V50H247ZM247 51H246V52H247ZM32 52H33V51H32ZM35 52H36V51H35ZM40 52H41V51H40ZM49 52H48V54H49ZM53 52H54V50H53ZM58 52H59V51H58ZM90 52H91V51H90ZM110 52H111V50H110ZM131 52H132V51H131ZM148 52H149V51H148ZM246 52H245V53H246ZM45 53H46V52H45ZM64 53H65V52H64ZM95 53H97V52H95ZM178 53H179V52H178ZM192 53H193V51H192ZM13 54H15V53H13ZM19 54H20V53H19ZM52 54H53V53H52ZM52 54H51V56H52ZM58 54H60V52H59ZM67 54H68V53H67ZM111 54H112V53H111ZM180 54H182V53H180ZM193 54H194V53H193ZM252 54L254 55V53H252ZM6 55H7V54H6ZM8 55H12V54L9 53ZM34 55H36V54H34ZM45 55H46V54H45ZM64 55H65V54H64ZM178 55H179V54H178ZM182 55H183V54H182ZM31 56H32V55H30V57H31ZM49 56H50V54H49ZM59 56H60V55H59ZM180 56H181V55H180ZM180 56H179V57H180ZM183 56H184V55H183ZM194 56H195V55H194ZM246 56H248V54H247ZM254 56H255V55H254ZM256 56H257V55H256ZM6 57H7V56H6ZM14 57H15V56H14ZM43 57H44V56H43ZM55 57H56V56H55ZM70 57H71V55H70ZM175 57H176V56H175ZM250 57H251V56H250ZM250 57H249V58H250ZM7 58H8V57H7ZM15 58H16V57H15ZM32 58H34V57H32ZM37 58H38V56H37ZM57 58H58V56H57ZM183 58H184V57H183ZM183 58H182V59H183ZM195 58H196V57H195ZM253 58H254V57H253ZM253 58H252V59H253ZM40 59H41V58H38L39 61H40ZM71 59H72V58H71ZM186 59H187V58H185L184 60H186ZM189 59H190V58H189ZM256 59H258V58H256ZM4 60H5V61H4ZM10 60H11V58H10ZM29 60H30V59H29ZM33 60H35V59H33ZM33 60H32V61H33ZM36 60H37V59H36ZM36 60H35V62H36ZM38 60H37V61H38ZM51 60H52V58H51ZM51 60H49V61H51ZM55 60H56V59H55ZM55 60H54V62H55ZM246 60H247V59H246ZM2 61H4V62H2ZM39 61H38V63H39ZM177 61H178V60H177ZM179 61H180V60H179ZM249 61H250V59H249ZM20 62H21V61H20ZM35 62H34V63L32 62V63L35 64ZM71 62H72V61H71ZM180 62H181V61H180ZM196 62H197V61H196ZM28 63H29V62H28ZM28 63H27L26 65H28ZM36 63H37V62H36ZM64 63H65V62H64ZM186 63H187V62H186ZM42 64H43V62H42ZM263 64H264V63H263ZM2 65H1V66H2ZM29 65H30V64H29ZM29 65L26 66V67H29ZM36 65H38V64H36ZM36 65H35V66H36ZM50 65H51V64H50ZM156 65H158V64H156ZM179 65H181V63H178V67H180ZM186 65H188V64H185V66H186ZM260 65H261V63H260ZM260 65H259V68H260V69H263V68L260 67ZM15 66H17V65H15ZM68 66H69V65H68ZM26 67H25V68H26ZM156 67H157V66H156ZM181 67H183V66L181 65ZM186 67H187V66H186ZM23 68H24V66H23ZM187 68H188V67H187ZM191 68H192V67H191ZM229 68H231V67H229ZM53 69H54V68H53ZM257 69H258V68H257ZM23 70H24V69H23ZM38 70H39V68H38ZM153 70H154V69H153ZM158 70H160V69H158ZM187 70H188V69H187ZM190 70H192V69H189V71H190ZM179 71L181 72V70H179ZM193 71H195V70L193 69ZM258 71H261V70L258 69ZM258 71H257L256 73H258ZM25 72H26V69H25ZM191 72H192V71H191ZM35 73H37V71H36ZM50 73H51V72H50ZM181 73H182V72H181ZM261 73H263V72H261ZM13 74H14V73H13ZM160 74H161V73H160ZM160 74H159V75H160ZM196 74H198V73H196ZM258 74H259V73H258ZM15 75H17V74H15ZM22 75H23V73H21L19 76L23 77L24 75H23V76H22ZM38 75H39V74H38ZM50 75H51V74H50ZM146 75H147V74H146ZM259 75H262V74H259ZM10 76H11V75H10ZM34 76H35V75H34ZM255 76L257 77V79H256V77H254V79H256L257 81H258V79H259V81L261 80V79H260V78H261L260 76H257V74H256ZM263 76H264V75H263ZM47 77H48V76H47ZM93 77H94V76H93ZM159 77H160V76H159ZM193 77H196V76L193 75L192 78H193ZM258 77H259V78H258ZM25 78H26V75H25ZM25 78H24V79H25ZM34 78H35V77H34ZM38 78H39V76H38ZM52 78H53V77H52ZM52 78H50V79H52ZM163 78H165V76H164ZM5 79H7V78H5ZM14 79H15V78H14ZM19 79H22V80H23V78H19ZM19 79H18V78L15 79V81L17 80V84H18V80H19ZM53 79H54V78H53ZM55 79H56V78H55ZM182 79H184V78H182ZM189 79H190V78H189ZM195 79H197V78H195ZM231 79H232V78H231ZM40 80H41V78H40ZM40 80H38V82H39ZM175 80H177V79H175ZM175 80H174V81H175ZM263 80H264V79H263ZM263 80H261V81H263ZM19 81H20V80H19ZM35 81H36V80H35ZM53 81H54V80H53ZM109 81H111V80H109ZM181 81H182V80H180V82H181ZM186 81H187V80H186ZM259 81H258V82H259ZM36 82H37V81H36ZM49 82H50L49 84L52 83L50 80H49ZM96 82H97V81H96ZM136 82H137V81H136ZM165 82H167V81H165ZM30 83H31V82H30ZM39 83H40V82H39ZM47 83H48V80H47ZM53 83H54V82H53ZM53 83H52V84H53ZM55 83H56V82H55ZM57 83H59V81H58ZM182 83H183V82H182ZM184 83H185V82H184ZM184 83H183V84H184ZM190 83H191V82H190ZM190 83L187 82V84H190ZM229 83H230V82H229ZM233 83H234V82H233ZM247 83H248V82H247ZM41 84H42V83H41ZM52 84L50 85L51 87L54 85V84H53V85H52ZM195 84H196V86H199V83H198V85H197V83H195ZM249 84H250V83H249ZM249 84H248V86H249ZM256 84H257V83H256ZM256 84H255V85H256ZM37 85H38V83H37ZM37 85L35 84V87L32 86V87H33L32 89H34L33 94H35L36 92H40V89H39V87H38L39 85H38V86H37ZM47 85H48V84H47ZM154 85H155V84H154ZM156 85H157V84H156ZM164 85H166V84H164ZM170 85H171V84H170ZM175 85L177 86V84H175ZM179 85H181V84L179 83V84H178V87H179ZM227 85H228V84H227ZM244 85H246V84H244ZM244 85L241 86V89H246L247 86H244ZM260 85H261V83H260ZM263 85H264V84H263ZM40 86H41V85H40ZM113 86H114V85H113ZM166 86H167V85H166ZM191 86H193V85L191 84ZM228 86H229V85H228ZM230 86H231V84H230ZM251 86H253V84H252ZM42 87H43V86H42ZM51 87H50V89H51ZM53 87H54V86H53ZM94 87H95V86H94ZM131 87H132V86H131ZM152 87H153V86H152ZM157 87H159V86L157 85ZM162 87H163V86H162ZM201 87H203V85H202ZM243 87H245V88H243ZM256 87H258V85H256ZM261 87H262V86H261ZM12 88H13V87H12ZM15 88H16V87H15ZM19 88H20V87H19ZM21 88H22V87H21ZM30 88H31V86H30ZM47 88H49V87H47ZM95 88H96V87H95ZM95 88H94V89H95ZM133 88H134V87H133ZM167 88H168V87H167ZM172 88H173V87H172ZM181 88H182V87H181ZM184 88H185V86H184ZM196 88L201 89L200 87H196ZM247 88H248V87H247ZM259 88H260V87H258V89H259ZM262 88H264V87H262ZM6 89H7V88H6ZM23 89H24V88H23ZM32 89H31V90H32ZM37 89H38L39 91H38ZM54 89H55V88H53V90H54ZM130 89H131V88H130ZM130 89H129V90H130ZM156 89H157V88H156ZM176 89H178V88H176ZM186 89H188V88H186ZM191 89H192V90L189 89V90L191 91V93H192V91H195V94H196V89H194V87H191ZM250 89H253V88L250 87ZM258 89H257V90H258ZM123 90H124V89H123ZM131 90H132V89H131ZM134 90H135V89H134ZM163 90H164V89H163ZM167 90H168V89H167ZM169 90H170V88H169ZM179 90H180V87H179ZM234 90H235V89H234ZM246 90H247V89H246ZM248 90H249V89H248ZM253 90H256V88L253 89ZM41 91H42V90H41ZM48 91H49V90H48ZM50 91H51V92H54V91H52V89H51ZM127 91H128V90H127ZM160 91H161V90H160ZM185 91H187V90H185ZM230 91H231V90H230ZM263 91H264V90H263ZM11 92H12V91H11ZM58 92H59V90H58ZM107 92H108V91H107ZM107 92H105V93H107ZM157 92H158V90H157ZM232 92H234V91H232ZM240 92H241V91H240ZM242 92H244V90H243ZM261 92H262V90H261ZM120 93H121V90H120ZM130 93H131V91H130ZM158 93H160V92H158ZM164 93H165V92H164ZM181 93H182V92H181ZM183 93H185V92H183ZM253 93H254V92H253ZM23 94H24V93H23ZM25 94L27 95V93H25ZM38 94H39V93H38ZM38 94H36V95L38 96ZM55 94H56V93H55ZM57 94H58V93H57ZM193 94H194V92H193ZM195 94H194V96H195ZM247 94H248V93H247ZM257 94H258V92H257ZM257 94H256V95H257ZM259 94H261V93H259ZM132 95H133V94H132ZM155 95H156V94H155ZM175 95H176V94H175ZM241 95H242V94H241ZM244 95H245V94H243V96H244ZM249 95H250V94H249ZM254 95H255V94H254ZM261 95H262V94H261ZM31 96H32V94H31ZM40 96H41V95L39 94L38 97H36V98L34 97V98L37 100V98H40ZM158 96H159V95H158ZM169 96H170V95H169ZM173 96H174V95H173ZM177 96H178V95H177ZM194 96H193V97H194ZM0 97H1V96H0ZM25 97L27 98V96H25ZM160 97H161V96H160ZM170 97H171V96H170ZM186 97H187V96H186ZM190 97H191V96L189 95V99H190V102H189V103H190V106H191L192 103H191V98H190ZM196 97H197V96H196ZM198 97H200V96H198ZM246 97H248V95H247ZM1 98H2V97H1ZM1 98H0V100H1ZM32 98H33V97H31V100H32ZM158 98H159V97H158ZM187 98H188V97H187ZM202 98H203V96H202ZM248 98H250V96H249ZM248 98H247V99H248ZM257 98H261V97L258 96ZM262 98H263V95H262ZM27 99H28V98H27ZM164 99H165V98H164ZM174 99H175V97H174ZM176 99L178 100V98H176ZM179 99H180V98H179ZM193 99H196V98H192V100H193ZM236 99H237V97H236ZM247 99H246V100H247ZM125 100H126V98H125ZM168 100H170V99H168ZM168 100H167V101H168ZM200 100H201V99H200ZM240 100H243V99H240ZM248 100H249V99H248ZM248 100H247L246 103H249ZM260 100H262V99H260ZM260 100H259V101H260ZM19 101H20V100H19ZM19 101H17V102H19ZM25 101H26V99H25ZM28 101H29V99H28ZM28 101H27V102H28ZM52 101H54V100H52ZM52 101H50V102H52ZM153 101H154V100H153ZM153 101H152V102H153ZM162 101H163V100H162ZM170 101H171V100H170ZM172 101H173V100H172ZM188 101H189V100H188ZM198 101H199V100L197 99L196 102L198 103ZM259 101H255V103L257 104L258 109H259V115H260V116H258V117H261L262 120H264V115L262 114V112H264V110L262 111V106H263V105H262V103H260ZM13 102H14V101H12V104H13ZM33 102H34V100H33ZM48 102H49V101H48ZM176 102H177V101H176ZM196 102H195V105H196ZM199 102H200V101H199ZM252 102H253V101H252ZM89 103H90V102H89ZM156 103H157V102H156ZM158 103H161V102L158 101ZM164 103H165V102H163V106H165ZM171 103H172V102H171ZM173 103H175V102H173ZM173 103H172V104H173ZM189 103H187V104H189ZM200 103H201V102H200ZM26 104H27V103H26ZM49 104H50V103H49ZM161 104H162V103H161ZM161 104H160V105H161ZM165 104H167V103H165ZM249 104H250V103H249ZM251 104H252V103H251ZM36 105H37V101H36ZM88 105H89V104H88ZM158 105H159V104H158ZM160 105H159V106H160ZM168 105L170 106V104H168ZM178 105H179V104H178ZM192 105H194V103H193ZM197 105H198V104H197ZM15 106H16V104H15ZM49 106L51 107V105H49ZM89 106H90V105H89ZM151 106H152V104H151ZM151 106H150V107H151ZM154 106H155V105H154ZM176 106H177V105H175V107H176ZM200 106H201V105H200ZM157 107H158V106H157ZM157 107H155V108L157 109ZM175 107H174V108L172 107V108L175 110V109H176ZM193 107H194V106H193ZM197 107H198V106H197ZM31 108H32V106H31ZM31 108H30V110H31ZM36 108H37V107H36ZM168 108H169V107H167V110L170 109V108H169V109H168ZM172 108H171V109H172ZM177 108H179V107L177 106ZM190 108H191V107H190ZM200 108H201V107H200ZM26 109H27V108H26ZM32 109H33V108H32ZM151 109H152V108H151ZM151 109H150V110H151ZM173 109H172V111H174ZM194 109H196V108L191 109V111L194 110ZM161 110H162V109H161ZM181 110H182V113H184L183 109H181ZM201 110H203V109L201 108L200 110H198L199 113L202 112V115H205V114H203L204 111H201ZM204 110H205V109H204ZM24 111H25V110H24ZM112 111H113V110H112ZM152 111H153V110H152ZM157 111H158V110H157ZM164 111H166V110H164ZM169 111H170V110H169ZM179 111H180V109H179ZM179 111H178V112H179ZM205 111H206V110H205ZM31 112H32V111H31ZM121 112H122V111H121ZM159 112H160V111H159ZM189 112H190V111H189ZM196 112H197V111H196ZM196 112H195V114H196ZM28 113H29V112H28ZM153 113H155V111H153ZM173 113H176V111L173 112ZM192 113H193V111H192ZM242 113H243V112H242ZM248 113H249V112H248ZM29 114H31V113H29ZM40 114H41V113H40ZM147 114H148V113H147ZM156 114H157V112H156ZM161 114H162V113H160V115H161ZM167 114H168V113H167ZM171 114H172V113H170V116H171ZM206 114H208V113H206ZM120 115H121V114H120ZM158 115H159V114H158ZM173 115H175V114H173ZM173 115H172V116H173ZM177 115H179V114L177 113ZM184 115H185V114H183L182 117H183ZM202 115H200V116H202ZM208 115H209V114H208ZM244 115H247V114H244ZM122 116H123V115H122ZM166 116H167V115H166ZM172 116H171V117H172ZM200 116H198V117L201 118ZM161 117H162V116H161ZM173 117L175 118V116H173ZM173 117H172V119H174ZM178 117H179V116H178ZM190 117H191V115H190ZM208 117H210L211 119L213 118V117H211V116H208ZM258 117H257V118H258ZM179 118H180V117H179ZM184 118H185V116H184ZM184 118H183V119H184ZM193 118H195V116H194ZM196 118H197V117H196ZM199 118H198V119H199ZM202 118H203V116H202ZM202 118H201V119H202ZM204 118H205V116H204ZM235 118H236V117H235ZM244 118H248V117H244ZM115 119H117V118H115ZM163 119H164V118H163ZM168 119H169V117H168ZM185 119H186V121H188V117H186ZM185 119L182 120V121H185ZM198 119H197V120H198ZM236 119H237V118H236ZM180 120H181V118H180ZM257 120H259V119H257ZM161 121L163 122V120H161ZM169 121H171V120L169 119ZM172 121H173V120H172ZM190 121H191V120H190ZM202 121H204V120L202 119ZM209 121H210V120H209ZM32 122H33V121H32ZM115 122H116V121H115ZM146 122H147V120H146ZM162 122H161V123H162ZM180 122H181V121H180ZM193 122H195V121H193ZM206 122L208 123V121H206ZM234 122H236V121H234ZM237 122L239 123V121H237ZM118 123H119V122H118ZM154 123H156V125H157L156 128H158V121H156V122H154ZM164 123H165V122H164ZM213 123L216 124V121L213 122ZM238 123H237V124H238ZM165 124H166V123H165ZM200 124H201V123H200ZM234 124H235V123H234ZM257 124H258V123H257ZM40 125H41V124H40ZM106 125H107V124H106ZM117 125H118V124H117ZM147 125H148V124H147ZM151 125H152V124H151ZM192 125H194V123L191 124V123L187 122V123L185 124V126L187 127V130H188L189 132H190L191 130H193V129H192V127H193ZM195 125H196V123H195ZM205 125H206V124H205ZM107 126H108V125H107ZM109 126H110V125H109ZM118 126H119V125H118ZM129 126H130V125H129ZM154 126H155V125H154ZM183 126H184V124H183ZM196 126H197V125H196ZM208 126H209V125H208ZM208 126H206V127H208ZM215 126H216V125H215ZM93 127H94V126H93ZM197 127H198V126H197ZM197 127H195V131H196V128H197ZM239 127H240V126H239ZM241 127H242V126H241ZM243 127H244V126H243ZM246 127H247V126H246ZM263 127H264V126H263ZM112 128H113V127H112ZM114 128H115V127H114ZM117 128H118V127H117ZM156 128H155V129H156ZM164 128H165V126H164ZM167 128H168V127H167ZM167 128H165V129H167ZM183 128H184V127H183ZM193 128H194V127H193ZM203 128H205V127H203ZM203 128H201V129H203ZM248 128H249V127H248ZM254 128L257 130L256 127H254ZM260 128H261V125H260ZM13 129H14V127H13ZM109 129H110V128H109ZM115 129H116V128H115ZM169 129H170V125H169ZM169 129H167V131H168ZM171 129H172V128H171ZM205 129H206V128H205ZM205 129H204V131H205ZM255 129H254V130H255ZM209 130H210V128H209ZM209 130H208V131H209ZM214 130H215V129H213L212 131L214 132ZM239 130H240V129H239ZM12 131H13V130H12ZM12 131H11V132H12ZM14 131H15V130H14ZM14 131H13V132H14ZM155 131H158V130L156 129ZM162 131H165V130H162ZM185 131H186V129H185ZM188 131H187V132H188ZM197 131H198V130H197ZM206 131H207V130H206ZM259 131H260V130H259ZM13 132H12V133H13ZM112 132H113V129H112L111 133H112ZM170 132H172V131H170ZM173 132H174V131H173ZM189 132H188V134H190V133L193 132V131H191L190 133H189ZM200 132H201V131H200ZM209 132H210V134H211V131H209ZM255 132H256V131H255ZM151 133H152V132H151ZM155 133H157V132H155ZM155 133H154V135H155ZM161 133H162V132H161ZM163 133H164V132H163ZM163 133H162V134H163ZM174 133L177 134V131L174 132ZM178 133H179V132H178ZM195 133H196V132H194V133H192V134H195ZM108 134H109V133H108ZM149 134H150V132H149ZM152 134H153V133H152ZM182 134L184 135V133H182ZM182 134H180V135H182ZM199 134H200V133H199ZM202 134H203V133H202ZM245 134H246V133H245ZM159 135H160V133H159ZM178 135H179V134H178ZM178 135H177V136H178ZM180 135H179V136H180ZM206 135H207V134H206ZM213 135H214V134H213ZM232 135L234 136V133H233ZM243 135H244V134H243ZM249 135H251V134H249ZM252 135H254V134H252ZM107 136H108V135H107ZM107 136H106V137H107ZM110 136H111V134H110ZM110 136H108V138H109ZM146 136H147V134H146ZM163 136H164V134H163ZM163 136H162V138H163ZM186 136H188V135H186ZM191 136H193V135H191ZM200 136H204V137H205V133H204L203 135L200 134ZM200 136L197 135V133H196V136L194 135V136L192 137V138L194 139L193 141H196L195 139H198ZM210 136H211V135H210ZM257 136H258V134H257ZM188 137L190 138V136H188ZM207 137H208V136H207ZM212 137H213V136H212ZM212 137H209V138L211 139ZM251 137H252V136H251ZM258 137H259V136H258ZM108 138H107V139H108ZM112 138H113V137H112ZM154 138H155V137H154ZM174 138H175V137H174ZM176 138H177V137H176ZM181 138L183 139L182 136H181ZM184 138H185V137H184ZM214 138H215V137H214ZM218 138H219V137H218ZM255 138H256V136H255ZM107 139H106V140H107ZM110 139H111V138H110ZM182 139H181V140H182ZM201 139H202V141H203V138H202V137H201ZM222 139H223V138H222ZM241 139H242V138H241ZM250 139H252V138H250ZM261 139H262V138H261ZM115 140H116V138H115ZM177 140H178V138H177ZM183 140H184V142H185L186 140L189 141V139H187V138H186V140H185V139H183ZM198 140H199V139H198ZM204 140L206 141V139H204ZM212 140H213V139H212ZM212 140H211V141H212ZM223 140H224V139H223ZM223 140H222V141H223ZM243 140H245V139H243ZM243 140H242V141H243ZM187 141H186V142H187ZM193 141H190V142H193ZM202 141H200V143L205 144V143H203ZM231 141H234V140H231ZM252 141H253V140H252ZM257 141H258V140H257ZM259 141H260V139H259ZM259 141H258V143H259ZM223 142H224V141H223ZM234 142H235V141H234ZM244 142L246 143V141H244ZM247 142H248V143H251V142H249V140H248ZM261 142H262V141H261ZM263 142H264V141H263ZM110 143H111V141H110ZM132 143H133V142H132ZM187 143H188V142H187ZM197 143H199V142H197ZM197 143L195 142V144H197ZM213 143H214V142H213ZM221 143H222V142H221ZM252 143H253V142H252ZM252 143H251V146H253ZM189 144H190V143H189ZM202 144H201V147H204V149L201 148V149H202L201 151L203 152V150H205V146H202ZM208 144H210V143L207 142V145H206V146H209V147H210V145H208ZM222 144H223V143H222ZM224 144H226V142H225ZM242 144H243V143H242ZM253 144H254V143H253ZM111 145H112V144H111ZM111 145H110V146H111ZM190 145H191V144H190ZM197 145H198V144H197ZM197 145H196V146H197ZM216 145H217V143H216ZM234 145H235V144H234ZM246 145H247V144H246ZM262 145H263V144H262ZM106 146H108V145H106ZM168 146L171 147V145H168ZM211 146H213L212 142H211ZM214 146H215V145H214ZM222 146H223V145H222ZM236 146H237V145H236ZM243 146H244V145H243ZM248 146H250V145H248ZM165 147H166V146H165ZM215 147H216V146H215ZM254 147H255V146H254ZM256 147L258 148V146H256ZM256 147H255V149H257ZM216 148H218V147H216ZM222 148H225V147H222ZM259 148H260V144H259ZM259 148H258V150H259ZM163 149L165 150V148H163ZM227 149H229V148L227 147ZM245 149H247V147H246ZM122 150H123V149H122ZM171 150H172V149H171ZM189 150H190V149H189ZM191 150H192V149H191ZM206 150H207V147H206ZM210 150H211V149H210ZM225 150H226V149H224L223 152H225V153L228 152L227 150H226V151H225ZM258 150H257V151H258ZM125 151H126V150H125ZM196 151L198 152V149H197ZM201 151H200V152H201ZM208 151H209V150H208ZM208 151H207V152H208ZM251 151H252V149H251ZM173 152H174V151H173ZM200 152H199V153H200ZM223 152H222V153H223ZM248 152H249V151H247V153H248ZM254 152L256 153V151H254ZM203 153H204V152H203ZM205 153H206V152H205ZM242 153H245V152H242ZM123 154H124V150H123ZM163 154H166V151H165V153H163ZM175 154H177V151H175ZM207 154H208V153H207ZM248 154H249V153H248ZM166 155H167V154H166ZM189 155H190V154H189ZM201 155H202V154H201ZM203 155H204V154H203ZM187 156H188V155H187ZM206 156L208 157V155H206ZM242 156H243V155H242ZM245 156H246V155H245ZM200 157H203V156H200ZM127 158H128V157H127ZM154 158H155V157H154ZM157 158H158V156H157ZM168 158H169V157H168ZM198 158H199V157H198ZM210 158H211V157H210ZM162 159H163V158H162ZM170 159H171V158H170ZM189 159L191 160V158H189ZM166 160H168V159H165V161H166ZM195 160H196V158H195ZM203 160H204V162H205V158H204ZM203 160L200 159V161H202V162H203ZM213 160H214V159H213ZM125 161H126V160H125ZM125 161H124V162H125ZM178 161H179V160H178ZM191 161H192V160H191ZM198 161H199V160H198ZM200 161H199V162H200ZM163 162H164V161H163ZM180 162H181V161H180ZM208 162H209V160H208ZM213 162H214V161H213ZM215 162H216V161H215ZM187 163H188V162H187ZM209 163H210V162H209ZM216 164H217V163H216ZM216 164H215V165H216ZM226 164H227V163H226ZM178 165H179V164H178ZM219 165H220V164H219ZM223 165H225V164H223ZM223 165H222V166H223ZM244 165H246V164H244ZM249 165H250V163H249ZM171 166H172V165H171ZM175 166H177V165H175ZM220 166H221V165H220ZM241 166H242V164H241ZM244 167H245V166H244ZM182 168H184L183 170H185V169H187L188 167L186 168V167H182V166H181V169H182ZM220 168H221V167H220ZM225 168H227V167H225ZM141 170H142V169H141ZM192 170H194V169H192ZM222 170H223V169H222ZM226 170H227V169H226ZM237 170H238V169H237ZM240 170H241V169H240ZM244 170H245V169H244ZM244 170H243L242 172H239V173H242V174H243ZM205 171H206V170H205ZM254 171H255V170H254ZM140 172H141V171H140ZM142 172H143V171H142ZM175 172H176V171H175ZM189 172H191V171H189ZM250 172H251V171H250ZM257 172H258L259 175H258V176H255V175H254V176L256 177V178H255L256 181H257V177L260 178V176H262V175H260V173L262 172V170H261V172H259V171H258V168H257ZM206 173H209V172H206ZM211 173H212V172H211ZM215 173H216V172H215ZM251 173H252V172H251ZM140 174H141V173H140ZM163 174H164V173H163ZM185 174H186V173H185ZM242 174H240V175H242ZM253 174H255V172H254ZM171 175H172V174H171ZM177 175L179 176V174H177ZM186 175H187V174H186ZM189 175H190V174H189ZM204 175H206V174L203 173L202 176L205 177ZM221 175H222V174H221ZM141 176H142V175H141ZM184 176H185V175H184ZM190 176H191V175H190ZM193 176H194V174H193ZM202 176H201V177H202ZM207 176H208V175H207ZM210 176H211V174H210ZM232 176H233V174H232ZM251 176H252V175H251ZM254 176H253V177H254ZM166 177H167V176H166ZM168 177H170V176H168ZM187 177H188V176H187ZM187 177H186V178H187ZM253 177H252V180H253ZM188 178H189V177H188ZM198 178H199V177H198ZM198 178H197V179H198ZM205 178H206V177H205ZM205 178H204V179H205ZM208 178H210V177H208ZM212 178H213V177H212ZM216 178H217V177H216ZM218 178H219V177H218ZM236 178H237V177H236ZM243 178H244V177H243ZM248 178H249V176H248ZM170 179H173V177L170 178ZM189 179H192V178H189ZM204 179L201 180V182H202V181L204 182ZM220 179H221V178H220ZM222 179H223V178H222ZM222 179H221V180H222ZM250 179H251V178H250ZM192 180H196V179H192ZM199 180H200V178L198 179V181H199ZM260 180H262V179L260 178ZM174 181L176 182L177 180H174ZM207 181H208V180H207ZM212 181L215 182L216 180L213 179ZM217 181H218V180H217ZM230 181H231V179H230ZM232 181H233V179H232ZM247 181H248V180H247ZM144 182H145V180H144ZM146 182H147V181H146ZM146 182H145V183H146ZM194 182L197 183V185H198V183H199V182H197V180L194 181ZM194 182H193V184H194ZM208 182H209V181H208ZM222 182H223V181H222ZM237 182H238V181H237ZM249 182H250V180H249ZM147 183H148V182H147ZM147 183H146V184H147ZM183 183H184V182H183ZM185 183H186V182H185ZM241 183H242V181H241ZM260 183H262V181H259V184H260ZM143 185H145V184H143ZM184 185H185V184H184ZM199 185H201V184L199 183ZM199 185H198V186H199ZM213 185H215V184H213ZM230 185H231V184H230ZM245 185H246V184H245ZM250 185H251V184H250ZM252 185H253V184H252ZM252 185H251V186H252ZM255 185L257 186V184H255ZM255 185H254V186H255ZM189 186H191V185H189ZM189 186H187V189L189 188ZM195 186H196V185H195ZM201 186H202V188H203L204 191H205V188L203 187V185H201ZM201 186H199V188H200ZM217 186H218V185H217ZM219 186H220V185H219ZM219 186H218L217 188H220ZM226 186H227V185H226ZM243 186H244V185H243ZM256 186H255V187H256ZM262 186H263V185H262ZM262 186H261V187H262ZM146 187H147V186H146ZM185 187H186V185L184 186V188H185ZM193 187H194V186H193ZM215 187H216V186H215ZM215 187H213V188H215ZM148 188H149V187H148ZM194 188H196V187H194ZM199 188H197V189L199 190ZM206 188H207V187H206ZM154 189H155V188H154ZM200 189H201V188H200ZM210 189H212V187H211ZM252 189H253V188H252ZM259 189H260V188H259ZM152 190H153V189H152ZM183 190H185V189H183ZM188 190H189V189H188ZM188 190H187V191H188ZM191 190H192V188H191ZM206 190H207V189H206ZM214 190H215V189H214ZM256 190H257V189H256ZM145 191H146V190H145ZM192 191H194V190H192ZM192 191H189V192H192ZM195 191H197V190H195ZM195 191H194V192H195ZM201 191L203 192V195H204L205 192H204L203 190H200V192H201ZM222 191H223V190H222ZM244 191H245V190H244ZM250 191H251V189H250ZM252 191H253V190H252ZM184 192H186V190H185ZM189 192H188V193H189ZM194 192H193V193H194ZM197 192H198V191H197ZM197 192H196V194H197ZM200 192H199V193H200ZM202 192H201V193H202ZM206 192H208V191H206ZM213 192L215 193V191H213ZM217 192H218V190H217ZM219 192H220V191H219ZM224 192H226V191H224ZM227 192H228V190H227ZM247 192H248V191H247ZM262 192H264L263 189H262ZM186 193H187V192H186ZM222 193H223V192H222ZM222 193H221V194H222ZM254 193H255V192H254ZM183 194H185V193H183ZM196 194H194L195 196H194V195H191V196H193V197H191V198H192V199H194V198L197 199V196H198V195L196 196ZM209 194H210V193H209ZM209 194H207V196H208ZM211 194H212V193H211ZM217 194H218V193H217ZM263 194H264V193H263ZM186 195H187V196H186ZM186 195H185V196H186L187 199H188V197H190V196H188V194H186ZM189 195H190V194H189ZM200 195H201V194H200ZM215 195H216V194H215ZM239 195H240V194H239ZM243 195H244V196H247V194H246V195L243 194ZM179 196H180V195H179ZM179 196H178V197H179ZM183 196H184V195H183ZM205 196H206V195H205ZM210 196H211V195H210ZM212 196H214V195L212 194ZM218 196H219V195H218ZM218 196H216V197L218 198ZM199 197H200V196H199ZM230 197H231V196H230ZM240 197H241V196H239V198H240ZM180 198H181V197H179V199H180ZM204 198H205V197H203V200H205ZM209 198H210V197H208L207 200H208V201H209V200L211 201L212 199H209ZM212 198H213V197H212ZM219 198L222 199V197H219ZM239 198H237V199L239 200ZM177 199H178V198H177ZM185 199H186V198H185ZM185 199H184V200H185ZM198 199H202V198H198ZM198 199H197L196 201H198ZM237 199H236V200H237ZM243 199H244V201L246 200L245 198H243ZM250 199H251V197H250ZM190 200H191V199L189 198V199H188L189 203H190L191 201H194V200H191V201H190ZM213 200H214V201H216V200L219 201V199H215V198H213ZM223 200H224V199H223ZM262 200H263V199H262ZM181 201H182V200H181ZM263 201H264V200H263ZM263 201H262V202H263ZM182 202H183V201H182ZM203 202H204V201H203ZM225 202H226V201H225ZM253 202H254V201H253ZM193 203H195V202H193ZM198 203H199V201H198ZM200 203H201V201H200ZM209 203H210V202H209ZM209 203H206L207 206H209V205H208ZM217 203H218V202H217ZM229 203H230V202H229ZM258 203H259V202H258ZM182 204H183V203H182ZM185 204H188V203L185 202ZM196 204H197V203H196ZM196 204H194V205H196ZM211 204H212V203H210V205H211ZM220 204H221V203H220ZM220 204L218 203V205H220ZM236 204H237V202H236ZM243 204H244V203H243ZM191 205H193V204L191 203ZM202 205H204V204H202ZM213 205H215V204L213 203ZM189 206H190V205H189ZM228 206H229V205H228ZM235 206H236V205H235ZM238 206H239V205H237V207H238ZM261 206H262V204H261ZM191 207H193V206H191ZM200 207L202 208L201 205H200ZM212 207H213V206H212ZM229 207H230V206H229ZM232 207H234V206H232ZM240 207H241V206H240ZM256 207H257V206H256ZM258 207H259V205H258ZM258 207H257V209H258ZM185 208H186V207H185ZM209 208H210V206H209ZM209 208H208V209H209ZM219 208H220V207H219ZM230 208H231V207H230ZM234 208H235V207H234ZM253 208H255V206H254ZM259 208H260V207H259ZM262 208H263V206H262ZM262 208H260V209H262ZM188 209H189V207H188ZM190 209H191V210H194L195 208H194V209L190 208ZM203 209H204V208H203ZM210 209H211V208H210ZM210 209H209V210H210ZM212 209H213V208H212ZM255 209H256V208H255ZM186 210H187V209H186ZM195 210L197 211V209H195ZM220 210H221V209H220ZM222 210H223V209H222ZM245 210H246V208H245ZM248 210H249V209H248ZM248 210H246V211H248ZM207 211H208V210H207ZM262 211H263V210H262ZM188 212H189V211H188ZM194 212H195V211H193V213H194ZM234 212H236V211H234ZM259 212H260V213H259ZM259 212H256V213H259V214L264 213V211H263V212L259 211ZM203 213H205V214L207 215V216L205 215L206 217H208V215H211L210 218H206V219L213 220V219H211V217L214 218V216L212 215V213L209 212V214H207V213H206V210H205V212H203ZM231 214H232V213H231ZM244 214H245V213H244ZM247 214H248V213H247ZM247 214H246V215H247ZM188 215H190V214L188 213ZM200 215H201V213H200ZM222 215H223V214H222ZM228 215H229V213H228ZM203 216H204V215H203ZM203 216H202V217H203ZM219 216H220V214H219ZM233 216H234V215H233ZM250 216H252V215H250ZM256 216H257V215H256ZM194 217H196V216H194ZM198 217H199V216H198ZM200 217H201V216H200ZM215 217H216V216H215ZM228 217H230V215H229ZM231 217H232V216H231ZM245 217H246V216H245ZM261 217H262V219L264 218V216H261ZM221 218H222V217H221ZM221 218H218V217H217L216 219H221ZM224 218H225V216H224ZM257 218H259V215H258ZM193 219H195V218H193ZM198 219H199V218H198ZM235 219H236V218H235ZM262 219L259 218V220H261V221H262ZM179 220H180V219H179ZM204 220H205V219H204ZM204 220H203V223H206L207 221H209V220H207V221L205 220V221H206V222H205ZM214 220H215V219H214ZM247 220H248V219H247ZM181 221H182V219H181ZM181 221H179V223H181ZM183 221H184V220H183ZM193 221H195V220H193ZM200 221H201V220H200ZM261 221H259V222H261ZM263 221H264V219H263ZM215 222H216V221H215ZM215 222H213V224H214ZM234 222H235V220H234ZM240 222H241V221H240ZM250 222H251V221H250ZM194 223H195V222H194ZM209 223H210V221H209ZM209 223L207 222V225H208ZM217 223H218V222H217ZM217 223H215V224H217ZM219 223H220V221H219ZM230 223H231V222H230ZM236 223H239V222H236ZM261 223H262V222H261ZM261 223H260V224H261ZM184 224H185L184 222H183V225H182V223H181L182 226H184ZM188 224H190V222H189ZM225 224H226V222H225ZM232 224H234V223L232 222ZM175 225L178 226L177 222L175 223ZM190 225L192 226V224H190ZM203 225H204V224H203ZM203 225L201 224L200 226H203ZM230 225H231V224H230ZM249 225H250V224H249ZM251 225H252V223H251ZM251 225H250V226H251ZM254 225H255V222H254ZM179 226H180V225H179ZM179 226H178L177 228H180ZM186 226H187V225H186ZM186 226H185V227H186ZM197 226H198V225H197ZM213 226H214V225H213ZM221 226H222V225H221ZM226 226H227V225H226ZM231 226L234 228L233 225H231ZM231 226H230V227H231ZM238 226H239V225H238ZM240 226H241V223H240ZM255 226H256V225H255ZM262 226H264V222H263V225L261 224V228H263ZM185 227H184V229L188 230V229L185 228ZM194 227H195V228H194ZM194 227H193V229L191 228L192 231H194V229H196V226H194ZM224 227H225V226H224ZM224 227H223V228H224ZM236 227H237V226H236ZM168 228H169V226H168ZM168 228H167V229H168ZM182 228H183V227H182ZM198 228H199V227H198ZM200 228H202V227H200ZM203 228H205V226H204ZM220 228H221V227H220ZM228 228H229V227H227V229H228ZM241 228H242V227H241ZM241 228H240V229H241ZM164 229H165V228H164ZM170 229H171V228H170ZM189 229H190V228H189ZM209 229H210V228H209ZM209 229H208V230H209ZM221 229H222V228H221ZM224 229H226V228H224ZM249 229H250V228H249ZM178 230H181V229H178ZM219 230H220V229H219ZM229 230H230V229H229ZM232 230H233V229H232ZM263 230H264V229H263ZM164 231H165V230H164ZM169 231H170V230H169ZM169 231H168V232H169ZM189 231H190V230H189ZM220 231H221V230H220ZM227 231H228V230H227ZM235 231H236V230H235ZM170 232H171V231H170ZM181 232H182V231H181ZM184 232H185V231H184ZM194 232H195V231H194ZM200 232H201V231H200ZM206 232H207V231H206ZM206 232H205V233H206ZM211 232H212V230H211ZM228 232H229V231H228ZM239 232H241V231H239ZM160 233H162V230L160 231ZM164 233H165V232H164ZM171 233H172V232H171ZM178 233H180V232H178ZM196 233H198V232H196ZM209 233H210V232H209ZM221 233H222V232H221ZM249 233H250V231H249ZM140 234H141V233H140ZM183 234H184V233H183ZM191 234H192V233H191ZM193 234H194V233H193ZM207 234H208V232H207ZM242 234H243V233H242ZM251 234H253V233L251 232ZM259 234H260V233H259ZM141 235H142V234H141ZM141 235H140V236H141ZM177 235H178V234H177ZM180 235H181V233H180ZM180 235H179V236H180ZM196 235H197V234H196ZM216 235L218 236L219 234L216 233ZM247 235H248V234H247ZM3 236H4V235H3ZM161 236H162V234H161ZM181 236H182V235H181ZM186 236H187V235H186ZM189 236H190V235H189ZM192 236H193V235H192ZM203 236H205V235L203 234ZM211 236H212V235L210 234L209 236H206V237H208V239H209V237H211ZM230 236H231V235H230ZM230 236H229V237H230ZM244 236H245V234H244ZM257 236H258V235H257ZM162 237H163V236H162ZM241 237H242V236H241ZM250 237H251V236H250ZM262 237H263V236H262ZM262 237H261V238H262ZM139 238H141V237H139ZM185 238H187V237H185ZM185 238H184V239H185ZM221 238H222V237H221ZM225 238H226V237H225ZM246 238H249V237L247 236ZM256 238H257V237H256ZM263 238H264V237H263ZM157 239H158V238H157ZM162 239H163V238H162ZM164 239H165V238H164ZM182 239H183V237H182ZM212 239H213V238H212ZM216 239H217V238H216ZM243 239H245V238H243ZM251 239H252V238H251ZM251 239L249 238L250 242H252ZM257 239H260V238H257ZM168 240H170V239H168ZM180 240H181V239H180ZM180 240H179V243H180ZM203 240H204V239H203ZM209 240H210V239H209ZM158 241H160V240H158ZM165 241H166V240H164V242H165ZM210 241H211V240H210ZM213 241H214V240H213ZM213 241H212V242H213ZM228 241H229V240H228ZM228 241H225V242L228 244ZM230 241H231V240H230ZM235 241H236V240H235ZM254 241H255V239H254ZM258 241H260V240H258ZM171 242H172V241H171ZM177 242H178V241H177ZM183 242H184V241H183ZM183 242L181 241V243H183ZM191 242H192V241H191ZM208 242H209V241H208ZM212 242H211V243H212ZM216 242H217V241H216ZM239 242H240V241H239ZM242 242H243V241H242ZM167 243L169 244L170 242L167 241ZM175 243H176V241H175ZM184 243H185V242H184ZM213 243H214V242H213ZM231 243H232V242H231ZM244 243H245V242H244ZM246 243H247V242H246ZM246 243H245V244H246ZM257 243H258V242H257ZM261 243H262V242H261ZM141 244H143V243H141ZM157 244H158V242H157ZM189 244H190V243H189ZM220 244H222V243H220ZM250 244H251V243H249V245H250ZM155 245H156V244L154 243V246H155ZM173 245H174V244H173ZM178 245H179V244H178ZM209 245H210V244H209ZM228 245H229V244H228ZM237 245H238V244H237ZM249 245H247V246L245 245L246 248H247ZM251 245H252V244H251ZM143 246H144V245H143ZM149 246H150V245H149ZM152 246H153V245H152ZM154 246H153V247H154ZM159 246H160V245H159ZM176 246H177V245H176ZM176 246H175V248H176ZM180 246H181V244H180L178 247L180 248ZM186 246H187V245H186ZM202 246H204V245H202ZM215 246H216V245H215ZM232 246H235V245H232ZM242 246H244V245H242ZM262 246H264V245H262ZM153 247H152V248H153ZM160 247H161V246H160ZM160 247H159V248H160ZM167 247H168V246H167ZM182 247L184 248L183 245H182ZM211 247H212V245H211ZM240 247H241V246H240ZM240 247H238V248L235 247V249H239ZM253 247H254V246H253ZM186 248H188V246H187ZM186 248H185V249H186ZM204 248H205V247H204ZM212 248H213V247H212ZM220 248H221V247H220ZM249 248H250V247H249ZM263 248H264V247H263ZM153 249H154V248H153ZM155 249H156V248H155ZM185 249H184V250H185ZM191 249H192V248H191ZM193 249H194V248H193ZM169 250L171 251V249H169ZM169 250L167 249V251H169ZM184 250H183V252H184ZM222 250H223V248H222ZM222 250L217 251V252H222ZM224 250H225V249H224ZM224 250H223V251H224ZM239 250H240V249H239ZM247 250H248V249H247ZM247 250H245V251L247 252ZM249 250H250V249H249ZM164 251H165V250H164ZM173 251H174V250H173ZM180 251H181V250H180ZM211 251H214V250H211ZM226 251H227V250H226ZM233 251H234V250H233ZM240 251H241V250H240ZM242 251H243V250H242ZM141 252H142V251H141ZM151 252H152V250H151ZM158 252H159V251H158ZM176 252H178V250H176ZM201 252H202V250H201ZM224 252H225V251H224ZM227 252H228V251H227ZM234 252H235V251H234ZM249 252H250V251H249ZM249 252H247V254H249ZM174 253H175V252H174ZM203 253H205V252H203ZM209 253H210V252H209ZM209 253H207V254H209ZM236 253H238V252H236ZM239 253H241V252H239ZM141 254H143V253H141ZM177 254H178V253H177ZM200 254H201V253H200ZM200 254H199V255H200ZM229 254H230V253H229ZM229 254H227V255H229ZM251 254H252V252H251ZM150 255H151V254H150ZM153 255H155V254H153ZM159 255H160V254H159ZM163 255L165 256V254H163ZM163 255H162V256H163ZM212 255H213V254H212ZM225 255H226V254H225ZM225 255L223 254L222 256H225ZM235 255H236V254H235ZM155 256H156V255H155ZM179 256H180V255H179ZM195 256H196V255H195ZM200 256H202V255H200ZM207 256H208V255H207ZM230 256H231V255H230ZM239 256H240V254H239ZM242 256H244V255H242ZM251 256H252V255H251ZM197 257H198V256H197ZM219 257H220V256H219ZM244 257H245V256H244ZM246 257H247V256H246ZM192 258H193V256H192ZM203 258H204V257H203ZM223 258H224V257H223ZM241 258H242V257H241ZM241 258H240V259H241ZM175 259H176V258H175ZM179 259H180V258H179ZM199 259H200V258H199ZM228 259L230 260V259H232V257H230V258H228ZM228 259H226V260H228ZM159 260H160V259H159ZM166 260H167V259H166ZM168 260H169V259H168ZM177 260H178V259H177ZM202 260H203V259H202ZM202 260H201V261H202ZM204 260H205V259H204ZM204 260H203V261H204ZM212 260H213V259H212ZM163 261H164V262H163V264H164V263H165V260H163ZM199 261H200V260H199ZM203 261H202V262H203ZM238 261H239V260H237V263H238ZM242 261H243V260H242ZM248 261H249V260H248ZM178 262H179V261H178ZM178 262H177V263H178ZM181 262H182V261H181ZM239 262H241V261H239ZM246 262H247V261L245 260L244 263L246 264ZM139 263H140V262H139ZM182 263H184V261H183ZM195 263H196V262H195ZM203 263H204V262H203ZM205 263H206V262H205ZM214 263H215V262H214ZM214 263H213V264H214ZM231 263H232V262H231ZM223 264H224V263H223ZM229 264H230V263H229ZM248 264H249V263H248Z\"/></svg>",
  "mask_w": 264,
  "mask_h": 264
}]
</instances>
